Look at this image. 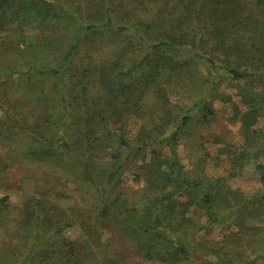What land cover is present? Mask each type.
Here are the masks:
<instances>
[{
    "label": "rangeland",
    "instance_id": "1",
    "mask_svg": "<svg viewBox=\"0 0 264 264\" xmlns=\"http://www.w3.org/2000/svg\"><path fill=\"white\" fill-rule=\"evenodd\" d=\"M46 1L63 6L62 13L56 6L50 7L48 12L42 11L48 6L44 1L7 0L3 3L0 0V264H164L147 259L120 231L118 223L122 212L132 207L139 197L137 192L144 185L150 155L134 154L125 162L124 174L120 176L124 195L111 207L109 216L100 217L96 206L100 205L101 194L83 178V167L93 164L94 170L98 167L109 170L119 157L125 158L128 150L119 149L108 141L102 145L104 135L98 126L71 135L63 133L55 114L64 80L74 83L82 79L88 69L93 72L88 70L90 77L95 78L114 59L126 64L138 58L136 49L126 48L127 39L133 37H127L126 32L102 36V39L84 36L79 39L81 29L75 22L84 26L104 22L103 0ZM112 1V8L120 18L125 17L128 24L152 22V34L156 33L154 21L161 8L176 10H171L176 13L171 16L175 19L182 13L175 0H143L140 8H136L140 1ZM225 12L228 15L224 9L217 11L215 20L222 19ZM237 13L247 23L261 24L264 28V0H237ZM194 25H197L195 20L184 27ZM199 29L197 27V32ZM241 29L238 26L237 31ZM231 31L234 30L229 29ZM159 32L162 34L164 29ZM216 37L218 35L210 31L204 33L201 42L207 48L210 46L214 60L218 64L236 60L224 49L214 50ZM241 42L245 44L240 48L249 56L252 41L248 38ZM74 43L78 49L73 62L66 64L64 58ZM192 62L194 68L182 71L177 78L162 76V87L170 97L168 106L158 108L159 104L151 97L140 98L134 94L122 99L125 113L124 119L118 117V125H124L128 135L130 130L135 134L146 118V130L155 132L160 122L184 112L192 119L185 126L178 145L186 171L199 180L222 179L225 185L222 193L232 195L237 207L248 204L250 209L259 204L254 200L264 194V180L257 168L258 164H264V75L261 79L237 81L204 60L195 58ZM50 68L59 69L61 73H44ZM78 95L91 99L107 97V93L94 88ZM224 96L230 97V104L225 103ZM137 102L145 112H134ZM233 103L241 110L259 107L258 122L247 127L243 113L237 118L231 116L229 106ZM205 105L216 114L209 123L202 120ZM149 112L156 113L153 120ZM50 140L56 142L54 155L46 154ZM66 141L70 144L68 149L63 145ZM245 145L248 155L233 175L226 149L234 146L242 152ZM138 176L143 179L139 181ZM5 197L8 199L3 202ZM263 217L258 219L259 224L264 223ZM198 237L218 240L221 227L205 228ZM263 244L264 234L246 237L232 246V252L235 249L238 256L252 255ZM193 258L195 264H201L203 254L198 250Z\"/></svg>",
    "mask_w": 264,
    "mask_h": 264
},
{
    "label": "trees",
    "instance_id": "2",
    "mask_svg": "<svg viewBox=\"0 0 264 264\" xmlns=\"http://www.w3.org/2000/svg\"><path fill=\"white\" fill-rule=\"evenodd\" d=\"M1 1L5 3L7 0ZM39 1L48 5L42 9L44 12L56 6L58 12L62 13L64 8L58 3ZM103 1L106 11L101 14L105 19L102 24L90 23L84 26L74 21L81 29L79 39L83 36L96 39L127 32L125 35L133 38L127 39L126 48L133 47L140 56L126 64L114 59L112 64L95 78L90 77L88 72L92 70L88 69L89 71L83 73L82 79L75 80L74 83L64 80L60 102L55 109L57 125L63 133L71 135L78 130L98 126L104 135L101 137L102 145L108 141L119 149L125 147L128 150V153L125 151V158L119 157L117 164H113L109 170L101 167L94 170L93 164L83 167V178L95 185L96 192L101 194L100 205L96 206L98 215L109 216L111 207L124 195L121 191L120 176L124 174L125 162L131 160L134 154H149L146 179L137 192L139 197L132 207L122 212L118 221L120 231L134 247L137 246L147 259L158 260L164 264H195L193 253L198 250L203 254L201 264H264V244L252 255L238 256L234 248L232 252V246L244 238L264 234V223L259 224L258 221L264 216V194L254 200V203L259 202L257 206L254 204L250 209L248 204L237 207L232 195L222 193V188L225 187L222 185V179H214V182L209 179L199 180L186 171L179 157L178 145L185 126L192 122L190 116H185L184 112L180 111L182 113H177L174 118L170 116L155 126V132L146 130L144 125H147L148 121L144 118L136 133L133 134L130 130L129 135L126 127L118 125L117 122L118 117L124 119L122 99L134 94L140 95V98L151 97L159 104L158 108L168 106L170 97L162 87V76L167 74L169 79H173L184 70L191 71L194 68L192 64L195 65L192 59L195 58L204 60L213 68L223 69L237 81L261 79V75H264V28L261 24L247 23L239 13L236 14L237 0H175L182 11L180 18L171 17L176 14L173 12L176 10L161 8L154 21L156 33L152 34V22L128 24L126 18H120L112 8V0ZM136 2H139V7L136 8L143 5V0ZM223 9L228 15L225 12L222 19L215 20V13L223 12ZM194 20L197 25L192 28L184 27L191 25ZM238 26L242 28L240 31H237ZM197 27L200 28L198 32ZM160 29H164L162 34ZM229 29L234 31L229 32ZM210 31L218 35L214 50L224 49L236 60L228 59L226 65L218 64L214 60L210 46L207 48L206 44L201 43L204 33L208 34ZM248 38L252 41L249 45L251 49H248L249 56L240 48L245 44L241 42L242 39ZM77 49L78 45L74 43L65 56L64 63L73 62ZM44 73L56 75L61 71L50 68ZM93 88L107 93V97H79L78 94H87ZM262 88L264 90V78ZM224 101L230 104L231 99L224 96ZM243 102L246 105L245 96ZM139 105L137 102L133 106L134 112H145ZM229 107L234 118L243 113V122L247 127H252L258 122L259 107L251 106L241 110L234 103ZM203 110L202 120L209 123L216 114L207 105ZM154 115L155 112H149L151 120ZM82 117L85 119H81ZM47 143H51V146L46 154L54 155L56 142L50 140ZM63 145L68 149L70 144L66 141ZM246 147L243 146L242 152L238 151L241 148L234 146H228L226 149L233 175H236L242 160L248 155ZM257 168L260 170L261 179L264 180V164H258ZM142 177L138 176L137 179L140 178L141 181ZM7 199L5 197L2 201L6 202ZM216 225L221 227L220 239L198 237L202 230Z\"/></svg>",
    "mask_w": 264,
    "mask_h": 264
}]
</instances>
